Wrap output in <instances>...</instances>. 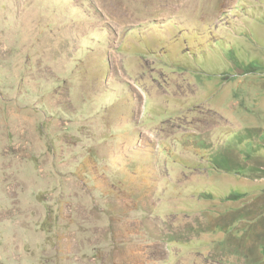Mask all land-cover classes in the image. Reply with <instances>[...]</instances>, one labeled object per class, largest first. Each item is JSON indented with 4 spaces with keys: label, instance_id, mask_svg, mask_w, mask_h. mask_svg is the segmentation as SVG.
<instances>
[{
    "label": "rangeland",
    "instance_id": "1",
    "mask_svg": "<svg viewBox=\"0 0 264 264\" xmlns=\"http://www.w3.org/2000/svg\"><path fill=\"white\" fill-rule=\"evenodd\" d=\"M0 264H264V0H0Z\"/></svg>",
    "mask_w": 264,
    "mask_h": 264
},
{
    "label": "trees",
    "instance_id": "2",
    "mask_svg": "<svg viewBox=\"0 0 264 264\" xmlns=\"http://www.w3.org/2000/svg\"><path fill=\"white\" fill-rule=\"evenodd\" d=\"M235 55V54H234ZM235 57L237 58V56L235 55ZM241 62V61H240ZM244 63V62H243ZM168 166V165H167ZM49 228H52V224L51 221H49V219H45L42 221L39 230H41L42 232H46L49 233L50 230Z\"/></svg>",
    "mask_w": 264,
    "mask_h": 264
}]
</instances>
